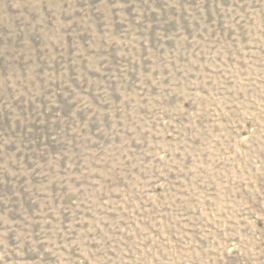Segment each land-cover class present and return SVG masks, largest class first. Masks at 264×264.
I'll use <instances>...</instances> for the list:
<instances>
[{"label":"rangeland","instance_id":"1","mask_svg":"<svg viewBox=\"0 0 264 264\" xmlns=\"http://www.w3.org/2000/svg\"><path fill=\"white\" fill-rule=\"evenodd\" d=\"M0 264H264V0H0Z\"/></svg>","mask_w":264,"mask_h":264}]
</instances>
